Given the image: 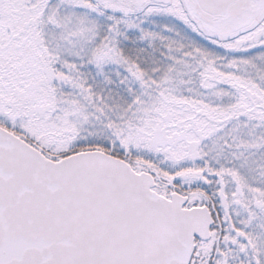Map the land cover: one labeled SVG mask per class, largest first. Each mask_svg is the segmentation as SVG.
<instances>
[{"label": "snow or ice", "instance_id": "snow-or-ice-1", "mask_svg": "<svg viewBox=\"0 0 264 264\" xmlns=\"http://www.w3.org/2000/svg\"><path fill=\"white\" fill-rule=\"evenodd\" d=\"M0 264H264V0H0Z\"/></svg>", "mask_w": 264, "mask_h": 264}]
</instances>
